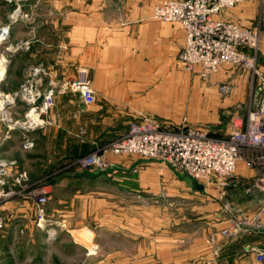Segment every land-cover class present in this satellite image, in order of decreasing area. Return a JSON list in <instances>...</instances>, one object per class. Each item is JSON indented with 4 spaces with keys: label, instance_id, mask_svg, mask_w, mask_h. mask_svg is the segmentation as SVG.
<instances>
[{
    "label": "crops",
    "instance_id": "1",
    "mask_svg": "<svg viewBox=\"0 0 264 264\" xmlns=\"http://www.w3.org/2000/svg\"><path fill=\"white\" fill-rule=\"evenodd\" d=\"M161 1L126 0L127 19L121 23L105 17V9L116 5L115 1L97 2L94 17L67 13L55 37H31L27 39L29 49L7 50L3 56L5 76L0 83V99L5 102L0 109V156L17 159L21 169H36L40 176L30 180L39 182L45 170L59 168L67 157L85 155L125 134L131 121L143 116L161 120L162 53L177 55L184 42L180 22L152 17L154 6ZM120 4L122 1L117 2ZM215 17L261 28L257 67L264 72V0H242ZM81 67L90 70L96 91L97 101L89 106L80 94L63 90ZM220 72L222 77H235L238 86L250 81V75L253 78L247 70L227 66ZM26 85L35 86L37 95L54 89V106L32 128L24 126L31 108L24 95ZM26 136L34 143L30 148L22 147ZM114 159L121 162L124 158ZM123 164L126 167L119 173H126L125 177L83 170L75 174L66 171L60 176L47 174L43 183L50 194L48 212L55 222L52 228L36 224L30 201L13 200L2 205L0 215L5 217V224L0 228V264H103L119 255L127 264H134V198L141 195L144 204L151 197L162 201V178H145L151 167L157 169L154 163L144 166L136 178L128 168L142 163ZM237 168L253 178L252 188L237 190L241 193L236 195L227 188V204L232 208V203L238 202L253 216L264 201V171L249 168L242 161ZM194 192L204 191L196 188ZM209 205L215 203L210 201ZM212 216L205 229L175 228L172 234L178 239L174 242L164 236L158 242L162 264H259L251 247L264 248V231L242 230L224 238L219 231L231 224V217L219 224ZM215 242L221 248L216 257L210 251Z\"/></svg>",
    "mask_w": 264,
    "mask_h": 264
},
{
    "label": "built area",
    "instance_id": "2",
    "mask_svg": "<svg viewBox=\"0 0 264 264\" xmlns=\"http://www.w3.org/2000/svg\"><path fill=\"white\" fill-rule=\"evenodd\" d=\"M241 1L163 0L154 6V18L180 22L182 25L185 42L177 59L185 71L207 78L221 66L230 65L243 66L244 69L257 73L259 28L215 17ZM5 27L9 29L0 34V45L9 38L10 24L0 30ZM3 56L4 52L0 49V83L6 71ZM221 89L229 93L231 86L227 82L221 85ZM23 90L25 99L31 104L24 126L32 128L39 123L40 116L48 115L49 109L54 106V89L39 95L32 85H26ZM63 90L80 94L87 106L97 101L90 70L85 67H81L76 76L63 85ZM4 104L0 99V109L4 108ZM161 121L151 116L133 120L127 133L78 157L69 166L73 164L82 170L106 171L113 168L109 154L136 153L163 158V161L185 170L198 181L213 177L226 179L236 172L240 161L258 172L264 171V84L258 106L250 108L245 117L236 114L232 118V125L228 124L226 136L217 137L198 125L182 124L180 127L170 128L162 125ZM33 144L29 137H25V148H30ZM225 184L228 183L223 181L222 185ZM251 188L252 186L247 190L250 191ZM13 200L30 201L35 209L36 224L41 228H52L54 225L48 212L50 194L46 184L32 183L27 171L19 167L17 159L0 156V207ZM230 213L231 224L223 230L224 235L234 236L243 227L246 231L260 230L264 201L253 216L241 208H230ZM4 219L0 215V228L5 224ZM251 251L257 262L264 264V248L251 247Z\"/></svg>",
    "mask_w": 264,
    "mask_h": 264
},
{
    "label": "rangeland",
    "instance_id": "3",
    "mask_svg": "<svg viewBox=\"0 0 264 264\" xmlns=\"http://www.w3.org/2000/svg\"><path fill=\"white\" fill-rule=\"evenodd\" d=\"M102 1L116 2V5L113 3V6L115 5L114 7L105 9L107 11L105 15L106 19L111 17L118 23L126 21L128 11L125 5L126 0H0V28L10 24L9 38L5 43H1L0 49L2 53H5L8 47L12 49H29L30 42L27 40L28 38L30 39L32 37L37 39L38 37H43L46 39L48 37H55L57 32H59L58 25L63 24L67 13H76L77 16L78 12H81L87 14L88 18H92L98 6L97 2ZM120 1H122V4L118 6L117 2L119 3ZM229 20L234 21L232 19ZM248 26L255 27L257 25L253 23ZM258 28L260 33L261 28L259 26ZM164 40L165 38L162 36V42H165ZM259 48L258 46V53L260 51ZM180 50L177 55L176 53H174L175 55L162 53V106H160L162 107V125L170 128H177L182 124L189 126L198 125L205 127L212 135L217 137L226 136L229 130L228 124L230 123L232 125V118L236 114L245 116L250 108H256L258 106L263 94L264 72H261L258 67L256 73L252 72L251 69H244L243 66L230 67V65H224L212 76L204 78L196 73L187 72L181 67L177 59ZM226 66L229 69H239L242 72L247 70L249 74L252 73L253 78L250 75V81L244 84L241 83L238 86L237 83L239 81L235 77L220 76L222 75L220 71L225 69ZM227 82L231 86L229 93H225L221 89V85ZM154 116L157 117V115ZM22 147L25 148L23 143ZM80 156L82 155L67 157L59 168L45 170V177L42 176L43 178L41 177L39 182L43 183L47 181L46 177L49 176L47 175L49 173H52V176H60L66 173V171L70 174L78 173L82 169L73 164L69 166V163ZM115 157H120V159L124 158L122 159L123 161L135 162L137 165L142 163L140 166L128 168L134 177L140 176V170L144 166L151 167L149 163H154L157 169L153 170L151 167L147 173H144L145 178L152 180L159 177L162 178V201L151 197L144 204L141 201V195H137L134 198L135 247L131 252L135 256L134 264H162V248L158 246V242L164 240V236L172 242H174V239H178L177 236L172 234L175 228L184 231L192 227H203L205 229L207 219L212 214L215 215L212 216L216 218L215 223L222 224L226 219L228 220L231 217V207L227 204V199L229 200L227 197V188L230 187V189H233V194H239L241 191L237 190L242 189L245 192L246 188L253 184V180H251L253 178L248 177L250 175L246 176V173H240L237 168L238 170L236 169L235 173L226 177V179L224 178L225 180L213 177L205 181H198L204 186L202 188L204 192L197 194L194 192L196 189L194 185L195 181L188 172L170 165L163 161V158L147 157L136 153L122 155L109 154L110 161L113 165V168H110V170L89 169L83 171L97 173L99 175L103 174L105 176L116 175V173L121 176L126 175V173H119L126 166L123 164V161L119 162L120 160H115ZM133 158L142 159L135 160ZM67 164L69 167H67ZM245 170L243 172H247ZM27 173H29V176H32H30V179L40 176V174H37L38 171L36 169L32 170V168ZM30 181L32 182V180ZM223 181H226L228 184L222 185ZM150 192L154 193V190H150ZM210 201L215 203V205H209ZM116 203L122 204L121 202ZM232 208L234 210L236 208L246 210L238 202L232 203ZM120 223L124 224L125 220H120ZM228 226V224L223 225V228L221 227L219 231L224 238L228 237L223 234V230ZM244 231L248 232L246 230ZM242 232V230H239L238 233ZM122 236V238H126V234ZM112 239H118L123 245L126 244V241L121 238L113 237ZM179 240L181 241L183 239L181 238ZM211 242L213 244V240ZM217 244L215 242L213 247L210 245V251L215 257L221 252V248ZM118 249L122 253L124 251L127 252L126 248ZM114 250L107 251L112 252ZM107 261L110 263H107ZM103 264H127V262L126 260H122L121 255H119L113 259L104 260Z\"/></svg>",
    "mask_w": 264,
    "mask_h": 264
},
{
    "label": "water",
    "instance_id": "4",
    "mask_svg": "<svg viewBox=\"0 0 264 264\" xmlns=\"http://www.w3.org/2000/svg\"><path fill=\"white\" fill-rule=\"evenodd\" d=\"M193 178V177H192ZM194 179V185H195V187L196 188H198V189H202L204 186L202 185V184H200L199 182H198V180L197 179H195V178H193ZM261 231H264V228H261L260 229Z\"/></svg>",
    "mask_w": 264,
    "mask_h": 264
},
{
    "label": "bare ground",
    "instance_id": "5",
    "mask_svg": "<svg viewBox=\"0 0 264 264\" xmlns=\"http://www.w3.org/2000/svg\"><path fill=\"white\" fill-rule=\"evenodd\" d=\"M1 33H5V32H3L2 30H0V34ZM0 72H1V67H0ZM3 100L1 99V102H2Z\"/></svg>",
    "mask_w": 264,
    "mask_h": 264
}]
</instances>
